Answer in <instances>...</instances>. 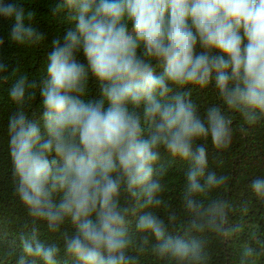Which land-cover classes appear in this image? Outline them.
Wrapping results in <instances>:
<instances>
[{
    "label": "clouds",
    "instance_id": "9594fccd",
    "mask_svg": "<svg viewBox=\"0 0 264 264\" xmlns=\"http://www.w3.org/2000/svg\"><path fill=\"white\" fill-rule=\"evenodd\" d=\"M48 7L67 26L46 45L38 79H12L6 94L14 110L0 125V160L34 225L19 237L15 264H136L130 217L157 258L204 264L198 239L173 234L154 211L137 207L161 204L163 150L186 165L189 230L214 228L223 204L208 197L225 178L210 169V149L230 148L234 117L264 123V0H51ZM36 15L20 0H0L9 45L44 43ZM193 91L210 92L215 103L201 112ZM37 94L38 117L30 113ZM248 186L264 200V176ZM39 225L62 246L44 239Z\"/></svg>",
    "mask_w": 264,
    "mask_h": 264
},
{
    "label": "trees",
    "instance_id": "16d2710c",
    "mask_svg": "<svg viewBox=\"0 0 264 264\" xmlns=\"http://www.w3.org/2000/svg\"><path fill=\"white\" fill-rule=\"evenodd\" d=\"M26 9L36 12V25L46 40L35 48H18L7 42L8 29L0 30L3 40V54L0 62L8 65V71L0 73V125H5L8 115L14 110L7 99L6 89L18 74L29 78H39L41 64L51 43L67 25L52 20L49 4L51 0H20ZM2 26H0L1 28ZM92 95L96 94L95 84L90 85ZM193 101L203 112L215 103L209 93L193 91ZM30 113L39 115V99L31 102ZM2 155V150H0ZM160 177L163 185L160 193L161 204L155 209L137 207V213L154 211L168 226L173 234L187 235L198 239L204 250V264H264V200L251 194L249 182L255 176H264V123L249 127L238 117H234V136L230 148L223 152L210 149L209 167L225 180L222 188L210 194L208 199L223 204L222 212L215 217L214 228L202 231L189 230L194 217L184 206V173L186 165L161 151ZM125 201L134 206V201ZM207 203V200L202 201ZM174 218L169 223V219ZM129 234L134 246L129 250L136 264H169L157 258L151 251V238L135 229V217H130ZM34 227L30 218L13 196L7 166L0 160V264H15L14 257L20 253L17 247L19 237ZM43 238L62 246L59 234L48 233L44 225H39ZM71 225H65L64 232L71 233ZM149 241L148 244L145 241ZM67 264H71L70 261Z\"/></svg>",
    "mask_w": 264,
    "mask_h": 264
}]
</instances>
